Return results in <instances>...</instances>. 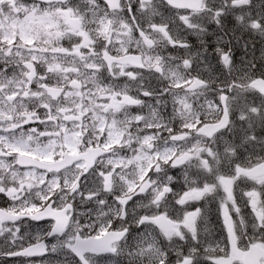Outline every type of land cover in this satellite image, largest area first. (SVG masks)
I'll return each mask as SVG.
<instances>
[{
  "label": "snow or ice",
  "instance_id": "obj_1",
  "mask_svg": "<svg viewBox=\"0 0 264 264\" xmlns=\"http://www.w3.org/2000/svg\"><path fill=\"white\" fill-rule=\"evenodd\" d=\"M0 195V264H264V0H0Z\"/></svg>",
  "mask_w": 264,
  "mask_h": 264
},
{
  "label": "flooded vegetation",
  "instance_id": "obj_2",
  "mask_svg": "<svg viewBox=\"0 0 264 264\" xmlns=\"http://www.w3.org/2000/svg\"><path fill=\"white\" fill-rule=\"evenodd\" d=\"M5 200H6V197H4L3 195H0V206L4 205ZM213 219H215V217H213ZM34 224H36L37 228L43 229V228L47 227L48 222L47 221H41V222H34Z\"/></svg>",
  "mask_w": 264,
  "mask_h": 264
},
{
  "label": "trees",
  "instance_id": "obj_3",
  "mask_svg": "<svg viewBox=\"0 0 264 264\" xmlns=\"http://www.w3.org/2000/svg\"><path fill=\"white\" fill-rule=\"evenodd\" d=\"M193 39H195V38H193ZM216 223V220L215 219H213V224H215Z\"/></svg>",
  "mask_w": 264,
  "mask_h": 264
},
{
  "label": "rangeland",
  "instance_id": "obj_4",
  "mask_svg": "<svg viewBox=\"0 0 264 264\" xmlns=\"http://www.w3.org/2000/svg\"><path fill=\"white\" fill-rule=\"evenodd\" d=\"M194 40V39H193ZM239 56V53L237 54Z\"/></svg>",
  "mask_w": 264,
  "mask_h": 264
}]
</instances>
